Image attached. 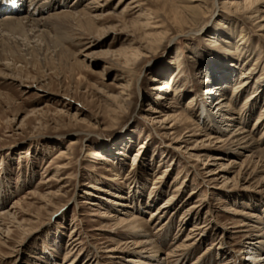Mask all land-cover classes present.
<instances>
[{
    "label": "rangeland",
    "instance_id": "obj_1",
    "mask_svg": "<svg viewBox=\"0 0 264 264\" xmlns=\"http://www.w3.org/2000/svg\"><path fill=\"white\" fill-rule=\"evenodd\" d=\"M48 1L54 8L46 16L90 2ZM110 1L91 25L77 17L71 26L49 25L46 35L0 31V51L11 66L0 65V212L17 211L16 219L10 215L15 222L0 226V264H143L126 260L152 251L136 247L142 238L119 221L130 213L148 222L160 257L194 225L204 226L202 240L194 236L166 264H264V246L250 249L245 235L264 236L243 225L264 226V185L241 168L247 153H230L217 138L225 125L211 114L218 94H208L227 72L232 78L224 91L237 122L249 130L263 113L264 94L246 100L253 87L264 91V4L250 19L235 5L246 0H206L196 19L185 21L166 0H142L140 12L163 22L143 30L145 19L122 12L130 0ZM251 67L252 85L231 97ZM166 79L178 88L157 89ZM263 131L264 121L254 137ZM142 144L147 148L134 165ZM120 245L119 253L108 251Z\"/></svg>",
    "mask_w": 264,
    "mask_h": 264
},
{
    "label": "bare ground",
    "instance_id": "obj_2",
    "mask_svg": "<svg viewBox=\"0 0 264 264\" xmlns=\"http://www.w3.org/2000/svg\"><path fill=\"white\" fill-rule=\"evenodd\" d=\"M124 1H126V0H119L118 4L121 2H124ZM166 1L169 2L173 14H175V16L179 17L180 19H184L185 21L187 20V18L196 19V17L199 16V14H200L199 9H202L201 8L202 4L206 3L205 2L206 0H166ZM28 2L29 3H28V7L26 8V11H27V9H29L30 6H32V8L30 10H28L27 13H25L26 11H24L25 14H23V11L21 9L19 12L11 14L10 13L11 10L14 9L18 5V0L13 1L12 5H11L12 7L9 9L10 12L6 13L3 16V18L0 19V31L1 32H3V31L5 32V30L6 31L7 30H9V31H15L16 30L17 33L19 32V35L22 32L23 33L27 32L28 36L29 35L33 36V35H35V33L37 35V31H40L39 34L42 35V33L45 32L43 29L44 28L46 29V27H48L49 25H54L57 28L63 24L64 25L69 24L71 26L72 25L71 23L75 19H77V17H80L78 20L82 21L83 23H85L87 25H91L92 19H98V16H99L98 14H95V12L98 10L105 9L107 6H109L111 4L110 0H90V2L88 4H86L83 9H80L78 11L73 12L70 10L71 9L70 8L67 10L54 12V13L46 16L44 14V12L46 10H50V9L54 8V5L52 3L53 1L29 0ZM263 4H264V0H246L243 3L235 2V5L237 8H240V9H241V7L245 8L244 11H246V13L249 14L250 19L253 18L254 15H256V13L260 12V10L263 7L262 6ZM143 5H144V3L142 2V0H130L129 2H127L125 4V6L122 9L123 10L122 12L124 13V12H129L131 10H134L135 13H138L137 14L138 19H140V18L145 19L144 22H140V25L143 28V30H154V29L161 28L162 23H163L162 21H160V20L156 21L155 17H152L148 12H146V13L140 12ZM143 14H146V16H144ZM138 22H139V20H138ZM23 33L21 35H23ZM45 33L43 35L47 34V33L46 34ZM8 37H10V36H8ZM4 38H5V36H4ZM91 38L92 37H89V39L91 41L87 42L88 46H92L91 44H93V42H94ZM242 39H243V37H242ZM11 40H10V42H11ZM7 41H9V40L7 39ZM15 44L19 45L20 42L17 41V42H15ZM3 52H5V51L4 50L0 51V65H5L6 68H10L11 66H10L9 62H8V64L6 62H4V60H7L10 56H8L9 54H6L7 52H5V53H3ZM11 55H12V53H11ZM14 58H13V61H14ZM252 69H254V68L251 67L249 69L250 70L249 72H245L247 75L243 76V74H244L243 73L242 75L239 76V78H237L238 81L233 86V93H232L231 97L238 95L241 91L243 92V91L247 90L252 85L251 78L253 77V75H251V74H252V72H254V71H252ZM153 78H154V80H162V79H160V77L158 78L156 76H154ZM231 78H232V74L230 75L226 72L224 75H221V77L219 79H217L216 82L214 81V83L209 87V91H208V94H211V95L214 94L213 96H216L218 94L217 98H213V100L211 101V106H213V109L215 110V113H211V114L212 115L217 114L218 117H220V121L222 122V124L225 125L224 127L221 128V130H222L221 135H224L225 138L220 139L221 137H224L221 135L220 136L218 135L217 138H219L220 141H223V140L225 141L224 148L226 151H228L230 153L235 152V154H237V155H242V154L247 153L245 156L246 158L242 162L241 168L246 169L247 178L248 177H251V178L257 177L258 178V176H259V184L264 185V131L262 132V134L258 138L254 137V135H253L256 128H258L260 125H262V123L264 121V109L262 111L263 113L260 114V117H258L256 122L254 123L253 128H251L249 130L246 129L247 126H245L244 123L237 122L238 117L236 116V109L232 106V104L230 102L231 100L228 101V97L226 96L225 91H224V89H226V87H227L226 86L227 83L229 82V80ZM208 80H210V79L207 76V78L205 79L204 82H207ZM177 83H174V82L171 83V81H169V79L168 80L166 79V80L160 81V84L156 88L159 90L174 89L175 87L173 84L176 85ZM177 88H175V89H177ZM253 88H254L253 94L251 96H249L248 99L246 100L247 104L249 103V101H253V100L256 101L258 98H260V96H262L264 94L263 90L261 91V93H259L260 92L259 88L258 89L256 87H253ZM222 91H224V92L222 93ZM121 94L122 95L120 96V98H123L122 100H124L126 102L127 99H124L125 94L123 92ZM200 111H201V115L206 117V115L209 113L208 112L209 111L208 106L206 103L204 104V106L202 107V109ZM179 119H181V118H179ZM208 119H210L213 122H216V119L214 117L213 118L208 117ZM217 122H218V120H217ZM211 138H214V137H211ZM146 143L148 144V142H146ZM145 148H147L146 144H142L140 147V151L137 153V155L135 157L134 165H136V163H138V160H139L138 157L142 154V150ZM62 152H64V151H62ZM93 154L95 156H99L100 152L98 150H95V152ZM221 158H222L221 156H215L214 160L215 159L219 160ZM231 162H229V163H231ZM230 165H232V164H230ZM167 170H169V169H167ZM249 171H251V172H249ZM217 173H218V171H215V173H212V174H217ZM163 177H164V174L160 178H163ZM173 199H174V196L169 198L167 202L162 204L156 210H152L149 220H153V221L156 220L157 216L159 214L163 213L166 208H168L167 204L170 203ZM195 206L196 205H194V207ZM15 212H17V211H15ZM15 212H11L9 210L5 211V212H3V211L0 212V226H6L8 224H11L12 222H15V220H10V217H11L10 215H12V214L14 215L15 219L17 218V215ZM130 214L131 215H129L127 218H120L119 221L125 223V225H123V226L125 228H127V231H129L132 235H136V236L138 235L142 238L139 241H134L135 243H133V244L136 247H139L140 245H142L144 247L143 249L150 248L152 251L150 254H148V258H140L139 259V257L138 258L130 257V259H128V258L126 259L128 262L139 261L143 264H149L148 259L153 258L154 260H156V262L154 264H161V262H162L161 260H165L164 264H166L167 263L166 259L168 258V256L176 255L180 251L189 248L191 245L194 244V242H196L198 240H202V238H199V236L197 237V234H199L198 231L202 230V228L204 229V226H199L196 224V225H194V227H192L190 229V233L187 234L184 241L177 244L174 247V249L169 250L170 251L169 253L167 251L166 256L160 257L159 253L162 249H161L160 245L158 243H156V241L153 239L152 233L149 232V228L147 225L148 222L143 220L142 217L139 216V214L138 215L134 214V213L133 214L130 213ZM110 216H112V215L110 214L109 217ZM250 217L255 218V217H258V215L253 213L250 215ZM248 223L243 224L244 227H249V229L247 228V230H244V231H247L250 233V231L257 230V231H261L259 233V236H264V226L260 227V226L255 225L253 228H250ZM259 223L264 224V222L260 221V220H259ZM255 227H257V228L255 229ZM124 230H126V229H124ZM157 232H158V230H157ZM204 232L206 233L207 230ZM194 236L196 237L197 240H194L193 243H189L188 240L195 239ZM245 236L247 239L249 238V240L246 243L249 245L248 247L250 249H252V250L259 249L260 250L264 246V239H256L248 233ZM130 243H131L130 241H127V242L122 243V244L125 245V247L130 248L129 247ZM123 245H120L117 248L109 249L108 251L118 252V251H120L121 248L123 249ZM208 249H210V248H208ZM71 251H73V250H70L69 253H71ZM122 251H124V250H122ZM139 251H140L139 254H143V252H145L144 250L143 251L139 250ZM117 257H119V256L117 255ZM177 257H178V255H177ZM142 259H145V260H142ZM198 260H199V258H198ZM176 261H178V260H176ZM258 262H260V261H258ZM195 263H197V262H195ZM195 263L193 262L192 264H195ZM223 264H227V263L224 262Z\"/></svg>",
    "mask_w": 264,
    "mask_h": 264
}]
</instances>
